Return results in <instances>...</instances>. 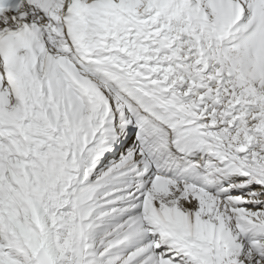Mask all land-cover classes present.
<instances>
[{
  "label": "snow or ice",
  "instance_id": "6c2138e0",
  "mask_svg": "<svg viewBox=\"0 0 264 264\" xmlns=\"http://www.w3.org/2000/svg\"><path fill=\"white\" fill-rule=\"evenodd\" d=\"M0 264H264V0H0Z\"/></svg>",
  "mask_w": 264,
  "mask_h": 264
}]
</instances>
